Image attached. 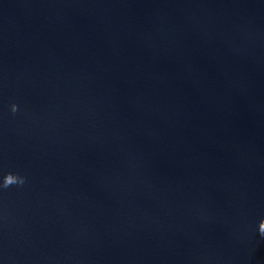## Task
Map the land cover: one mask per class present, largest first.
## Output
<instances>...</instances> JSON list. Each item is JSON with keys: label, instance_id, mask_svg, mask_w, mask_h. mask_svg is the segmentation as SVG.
I'll return each mask as SVG.
<instances>
[{"label": "water", "instance_id": "1", "mask_svg": "<svg viewBox=\"0 0 264 264\" xmlns=\"http://www.w3.org/2000/svg\"><path fill=\"white\" fill-rule=\"evenodd\" d=\"M8 172L0 264H264V0H0Z\"/></svg>", "mask_w": 264, "mask_h": 264}, {"label": "clouds", "instance_id": "2", "mask_svg": "<svg viewBox=\"0 0 264 264\" xmlns=\"http://www.w3.org/2000/svg\"><path fill=\"white\" fill-rule=\"evenodd\" d=\"M17 105L13 103L11 105V110L13 113L17 111ZM25 182V178L19 174L8 172L3 176V183L0 187L8 188L11 185L19 184L22 185ZM259 231L261 234H264V219H261L259 222Z\"/></svg>", "mask_w": 264, "mask_h": 264}]
</instances>
